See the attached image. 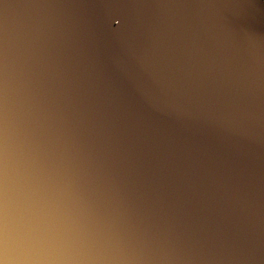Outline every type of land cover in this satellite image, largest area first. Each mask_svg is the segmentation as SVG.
<instances>
[{
    "label": "water",
    "instance_id": "95a60500",
    "mask_svg": "<svg viewBox=\"0 0 264 264\" xmlns=\"http://www.w3.org/2000/svg\"><path fill=\"white\" fill-rule=\"evenodd\" d=\"M0 264H264V0H0Z\"/></svg>",
    "mask_w": 264,
    "mask_h": 264
}]
</instances>
